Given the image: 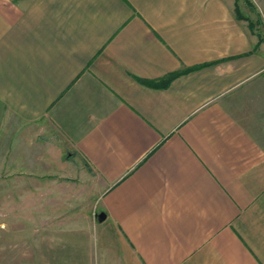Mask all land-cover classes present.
Wrapping results in <instances>:
<instances>
[{
	"label": "crops",
	"instance_id": "crops-1",
	"mask_svg": "<svg viewBox=\"0 0 264 264\" xmlns=\"http://www.w3.org/2000/svg\"><path fill=\"white\" fill-rule=\"evenodd\" d=\"M241 4L0 0V134L19 125L16 166L27 124L101 183L110 264H264V45Z\"/></svg>",
	"mask_w": 264,
	"mask_h": 264
},
{
	"label": "rangeland",
	"instance_id": "rangeland-1",
	"mask_svg": "<svg viewBox=\"0 0 264 264\" xmlns=\"http://www.w3.org/2000/svg\"><path fill=\"white\" fill-rule=\"evenodd\" d=\"M239 2L236 12L243 18L247 10L249 30L264 45V0ZM17 127L15 121L8 123L0 134V264H110L116 256L115 233L100 210L101 183L27 124L20 127L22 143L17 140L23 164L16 166L10 134ZM9 148L13 151L3 160ZM84 223L85 229L70 231ZM68 238L75 244H64Z\"/></svg>",
	"mask_w": 264,
	"mask_h": 264
},
{
	"label": "trees",
	"instance_id": "trees-1",
	"mask_svg": "<svg viewBox=\"0 0 264 264\" xmlns=\"http://www.w3.org/2000/svg\"><path fill=\"white\" fill-rule=\"evenodd\" d=\"M237 17L241 18L240 15L236 12ZM188 71V69H183L181 71H177L174 73H171L169 75H167V77L160 79L159 81H154V80H145V79H138L139 81H141L144 84H147L149 86H153V87H163L165 85H167L173 78H175L176 76L180 75L181 73H184Z\"/></svg>",
	"mask_w": 264,
	"mask_h": 264
}]
</instances>
